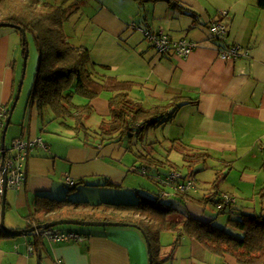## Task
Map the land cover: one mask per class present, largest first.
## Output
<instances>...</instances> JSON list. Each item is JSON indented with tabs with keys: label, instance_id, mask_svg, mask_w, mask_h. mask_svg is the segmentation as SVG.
Masks as SVG:
<instances>
[{
	"label": "crops",
	"instance_id": "crops-1",
	"mask_svg": "<svg viewBox=\"0 0 264 264\" xmlns=\"http://www.w3.org/2000/svg\"><path fill=\"white\" fill-rule=\"evenodd\" d=\"M68 1L65 3H69ZM180 1L190 7L196 17L171 8L165 0L142 4L135 0H98L97 13L104 14L107 18L115 17L116 23L123 30L124 24L136 16L139 19L136 25L143 29L162 31L172 40L187 38L197 45L188 55L178 56L172 50L160 53L150 42L142 43L143 46L133 52L138 56L137 63L132 61L133 53L128 57L130 60L119 63H96L95 56L91 58L95 62L93 69L99 75L134 81L130 96L145 106L177 96L190 100L191 102L177 110L171 120L156 126V129H160L163 138L170 136L173 140H186L187 145L208 152L216 160L218 169H227L225 179L228 181L232 169H236L235 163L241 161L239 176L236 181L230 180L232 189L229 190L237 189L238 194L242 189L248 188L253 192L251 195H254L256 187L259 186V189L264 185V9L256 5V0ZM216 19L226 25V32L220 38L213 37L208 29L209 22ZM119 30L110 34L111 37L120 39L122 31ZM77 34L81 33L77 31ZM142 34L145 36L143 32ZM233 44L239 45V55L230 59L220 58L219 51ZM20 50V34L11 26H0V109L7 107L12 98ZM109 95L108 92H102L94 99H86L84 103L89 101L93 110L102 118L108 114ZM47 111L40 114L35 107L26 105L25 117L20 121L19 115L15 121L17 125L9 128V124L7 128V131L10 130V140L16 137L41 138L45 144V147L34 146L30 152L23 185L6 189L5 219L9 229L28 228L30 221L26 216L32 213L37 196L52 199L67 196L72 201H82L75 199L72 192L78 190L87 193L95 188L94 185L112 189L113 187L102 184L105 178L119 185L116 189H122L121 182L126 177L124 172L132 165H123L125 170L116 166L118 171L114 173L93 167V160L99 158V155H93L92 146L84 144L81 137L74 136L73 131L62 123L71 124L72 120L51 117ZM51 121H57L62 126L51 127ZM20 122L21 129L18 126ZM1 131L2 128L0 134ZM124 138L120 142L104 144V150L107 149L105 153L112 160L122 161L127 152L134 154L131 149L136 148L126 145ZM159 145L162 149L167 148L162 143ZM7 146H10V141ZM151 148L154 151V147ZM145 149L144 146L137 151H149L160 158L163 163L156 169L167 172L168 163L163 160L165 156L171 155V151L166 152L162 158ZM228 163L231 164L229 169L226 168ZM70 180L74 184L70 187L71 192L66 184ZM198 183L195 191L197 196L203 193L202 189L208 191L211 188L207 181ZM220 192L230 194L235 200L232 191ZM249 198L253 199V196ZM100 201L105 200L93 202ZM183 203L186 212L181 217L190 215L200 220L216 218L212 212L206 211V207L189 201ZM255 208L243 205L241 210L250 212ZM59 230L82 234L85 239L79 242H54L35 233V230L30 233L20 232L0 239V264L149 262L144 237L134 227ZM190 239L189 254L179 258L180 264H238L232 257L214 255L194 239ZM33 241L39 244L34 249Z\"/></svg>",
	"mask_w": 264,
	"mask_h": 264
},
{
	"label": "trees",
	"instance_id": "trees-1",
	"mask_svg": "<svg viewBox=\"0 0 264 264\" xmlns=\"http://www.w3.org/2000/svg\"><path fill=\"white\" fill-rule=\"evenodd\" d=\"M135 1L142 4L158 0ZM165 1L171 8L196 17L195 12L180 0ZM65 2L67 0L60 4L39 0H0V26H11L20 34L21 55L27 52L28 32L32 35L38 52L37 66L26 105L35 107L40 114L48 109L54 118L72 120L71 124L62 123L73 131L74 136L81 137L84 144L99 147L120 142L126 136H139L141 132L171 120L182 105L191 102L184 96H177L152 106H145L130 96L134 81L99 75L93 69L95 62L91 59L89 50L75 46L68 40L64 23L76 10V4ZM256 5L264 9V0H256ZM21 28L25 30L24 38L19 30ZM17 83L18 81L15 82L9 105L4 107L6 116ZM101 92L110 94L107 98L108 114L101 118L97 128L91 129L86 125V119L93 107L89 101L76 104L73 97L80 95L91 100L98 97ZM9 149L10 146H7L4 140V160L9 155ZM131 150L139 162L134 160L128 171L146 175L156 186L159 183L162 187H157L154 191L155 197L151 199L143 196L138 201L123 203L72 201L67 196L60 199L37 196L32 213L26 216L30 221L28 227L57 219L120 222L124 226L136 228L148 239L152 264H161L171 259L182 235L194 239L214 255L232 257L238 264H264V185L256 192L263 204L259 212L242 210L236 212L232 206L235 200L225 202L221 196L223 193L217 190L215 180L209 183L211 188L208 191L202 189L203 193L195 195L198 189V185L192 184L197 180L194 174L195 165L206 162V159L211 157L208 152L187 145V152H181V167H187L186 171L181 172L180 165L165 156L163 161L168 163L169 168L167 172H160L156 169L163 163L160 158H156L149 151H137L133 148ZM227 165L226 168L231 166L230 163ZM262 167L264 169V162ZM172 173H177L178 176L169 182L167 178ZM188 182L191 186H187ZM102 184L110 187L119 186L107 178ZM73 185L68 183V191L72 190L70 187ZM163 186L173 188L182 203L189 201L203 207L210 204L218 213L226 212L229 215L226 224L218 226L214 219L200 220L190 215L181 217L184 213L178 212L175 206L160 201V198L167 197L162 192L170 194ZM174 212L179 213L180 219L169 217ZM233 214L237 217H233ZM162 232H170L175 236L171 243V251L165 255L159 252V237ZM16 234L4 231L0 226V239ZM32 245L33 249L39 246L37 241H33Z\"/></svg>",
	"mask_w": 264,
	"mask_h": 264
},
{
	"label": "rangeland",
	"instance_id": "rangeland-1",
	"mask_svg": "<svg viewBox=\"0 0 264 264\" xmlns=\"http://www.w3.org/2000/svg\"><path fill=\"white\" fill-rule=\"evenodd\" d=\"M97 1L69 0L68 1L69 3L76 4V10L70 15V17L64 23V30L67 36L69 35L68 36L69 41H71V43L75 46L87 48L90 51L91 58L96 56L97 59L95 60L96 63L105 64V62L102 61H107L108 63H115V62L119 63L121 61L130 60L128 58L129 55L132 54L135 50L139 49V47H142L143 46L142 43H147V44L151 43V41L147 37L143 36L141 31H139L136 28H132L130 26L129 23L131 22L139 23V19L136 16L131 21H127L124 24L125 28L123 30L116 23L115 17L114 19L112 17L107 18L104 14L102 15L101 13H97V8H99V2ZM11 28L13 29V27ZM118 29H120L122 32L119 34L120 39L116 40L117 38L114 39L113 37H111L110 34H114L115 31H118ZM77 31L80 32L81 34L78 35ZM26 38L28 41L27 44L28 55L26 59V68L22 79V85H21L19 97L11 116V123L9 125V128L11 126L17 125L15 121L18 119L19 115H20V121L26 115L25 106L27 103V96L31 89V85L35 74V69L37 66L38 52L33 37L28 32ZM132 56H133L132 61L134 63H137L138 56L134 55V53L132 54ZM22 65H23V56L20 54L18 58V65H17L18 71L16 74V81H19L20 79L22 72ZM106 72L109 74V71L106 70ZM86 99L87 98L83 96L74 95L73 102L76 104H83L86 101ZM47 112L48 114L51 115V117H53L52 113L49 110ZM67 121L69 120L67 119ZM100 121H101V117L98 115L97 112H95V110H92V112L86 119V124L91 126L90 128L93 129V128H97ZM60 124L61 123H58L57 121H51L49 126L61 127L62 125ZM18 126L21 129V122L18 124ZM5 138H6L5 140L6 144H8L9 141L11 144L10 130L6 132ZM180 140H173V138H170V136L168 138H163L160 129H156V127L149 128L141 132L139 136L132 135L130 137L126 136L124 138V142L126 143V145H131V147H135L136 149H141V147L145 146L147 150H150L153 154L157 153L161 155L162 158L164 157L166 152L171 151V155L168 157V159L171 161H175V163L180 165L179 167L180 171L185 172L187 167H181L182 166L181 152H187L186 146L188 143H186L187 142L186 140L184 141H180ZM160 143H162L167 148L162 149L159 145ZM151 146L154 147V151H152ZM104 148H105L104 145L99 147L97 145L96 147L92 146L93 155L94 153H97L99 155V158L93 160L92 163L93 167L114 173L118 171L116 170V166L121 169H124L123 165H128L129 167L132 164V161L134 160V154H132L131 152H127L122 161H118L116 159L112 160L111 157L105 153L107 149L104 150ZM136 162L139 161L136 160ZM215 162L216 160L210 157L206 159V162L196 164L195 165L196 173L194 174H195V178L198 180H194L192 184L197 186L198 181H207L208 182L207 185H209V181L215 180L217 190L232 191L233 195L235 196V202H233L232 206L236 209L235 210L236 212L238 210H241L243 205L256 207L254 211L259 212L261 206L263 205L261 202V198L256 193L259 186L256 187L254 195H251L253 192L248 188L242 189V191L238 192V194L236 193L237 189L229 190V188L232 189L230 180L236 181V178H238L239 176V172L241 171L239 162L241 161L235 163L234 167H236L237 171L235 168L232 169L231 176H229V181L225 179L227 169L225 171L224 169H218V167L215 165ZM100 172L104 173L103 171ZM152 174H154V172H152ZM124 175H126V177L124 178L123 182H121L122 189H116L117 187L108 189V187L106 186L94 185L95 188H92V190H89L87 193L78 190H77L78 192L77 191L72 192L74 193L73 197H75V199L78 200H92V201L121 200L119 202L131 203L132 201L133 202L138 201L140 198H143V196L152 199L153 197H155L154 191L157 189V187H162L159 183L158 186H156L153 180H151L149 177L139 172L127 170L126 172H124ZM163 187L167 191H169L170 194L167 197L160 198V201L165 204L170 203L173 205V207L174 206L176 207L178 212L185 213L186 208L184 206V203H182L181 200H179L178 195L174 192L173 188L170 189V187L168 186H163ZM250 196H253V199H250L249 198ZM206 211L212 212L213 216L216 217L214 220L215 221L214 223L216 225L224 226L226 224V221L229 216L226 212L218 213L217 209L210 204L206 206ZM178 214L179 213L174 212L170 214L169 217L175 219L176 217L179 216ZM232 216L237 217L236 214H233ZM4 223L5 226L8 227L7 226L8 222L5 219V217H4ZM109 227L111 226L59 224V225H55L53 228L82 231L88 228H92L93 230V229H102ZM174 237H175L174 234L170 232L161 233L159 237V244H160L159 252L161 255H165L171 251L172 249L171 243ZM190 241H191L190 237H188L187 235H182L180 241L178 242L176 248L173 251L172 258L162 262L161 264H180L179 258L189 254Z\"/></svg>",
	"mask_w": 264,
	"mask_h": 264
},
{
	"label": "built area",
	"instance_id": "built-area-1",
	"mask_svg": "<svg viewBox=\"0 0 264 264\" xmlns=\"http://www.w3.org/2000/svg\"><path fill=\"white\" fill-rule=\"evenodd\" d=\"M132 28H136L144 33V35L151 41L155 49L160 53H167L172 50L178 56L188 55L195 47L196 42L186 38H179L172 40L168 34L162 31H150L141 28L136 25V23H131ZM208 29L211 32L213 37L220 38L223 37L226 32V25L221 20H212L209 22ZM239 55V45L233 44L219 51V56L222 59H230ZM6 118V109H0V128H2L4 120ZM36 145H41L45 147L41 138L33 139H23L21 137H16L11 140L9 155L4 160L2 157V150L0 148V167L1 163L6 168V186L11 188H18L23 185L26 180V161L30 156V152L33 147ZM1 174V171H0ZM177 173H172L167 181H172L173 178L177 177ZM1 176H0V191H1ZM68 183L72 184L70 180ZM187 186H191V183L188 182ZM1 193V192H0ZM163 195L168 196V193L162 192ZM222 198L225 202L234 201V198L228 194L223 193ZM35 233L45 236L48 240L54 242L60 241H75L79 242L85 239V236L75 232H64L59 229L50 227V228H40L36 229ZM31 249V247H28Z\"/></svg>",
	"mask_w": 264,
	"mask_h": 264
},
{
	"label": "water",
	"instance_id": "water-1",
	"mask_svg": "<svg viewBox=\"0 0 264 264\" xmlns=\"http://www.w3.org/2000/svg\"><path fill=\"white\" fill-rule=\"evenodd\" d=\"M22 37H25V30L23 28L19 29ZM27 55L28 53L26 52L23 55V65H22V72H21V76L20 79L17 83V88L15 91V95L12 101V104L8 110V114L4 120L3 123V127H2V131L0 134V148L2 150V157L5 154L4 151V140H5V134L8 128L9 123L11 122V116H12V112L15 108V105L17 103L18 97H19V93H20V89H21V85H22V79L24 76V71L26 68V59H27ZM0 171H1V200H0V226L4 231L7 232H13V233H20V232H31L34 231L36 229H40V228H50V227H54L55 225H59V224H79V225H100V226H124V224L120 223V222H109V221H100V220H92V221H81V220H76V219H57V220H53L51 222H48L46 224H37V225H32L26 229H9L8 227L5 226L4 223V217H5V202H6V168L3 165V162L1 163V167H0ZM145 242H146V246H147V250H148V259L149 262L148 264H152L151 262V255H150V244L148 239L144 236Z\"/></svg>",
	"mask_w": 264,
	"mask_h": 264
}]
</instances>
